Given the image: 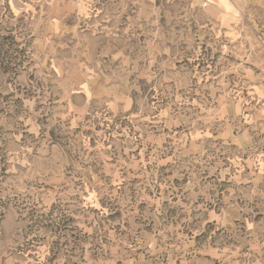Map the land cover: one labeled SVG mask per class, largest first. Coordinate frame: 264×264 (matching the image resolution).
<instances>
[{
  "label": "rangeland",
  "instance_id": "1",
  "mask_svg": "<svg viewBox=\"0 0 264 264\" xmlns=\"http://www.w3.org/2000/svg\"><path fill=\"white\" fill-rule=\"evenodd\" d=\"M0 264H264V0H0Z\"/></svg>",
  "mask_w": 264,
  "mask_h": 264
}]
</instances>
